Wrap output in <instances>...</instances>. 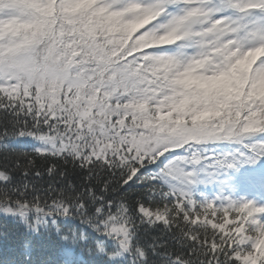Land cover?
Wrapping results in <instances>:
<instances>
[{
	"label": "snow or ice",
	"instance_id": "6c2138e0",
	"mask_svg": "<svg viewBox=\"0 0 264 264\" xmlns=\"http://www.w3.org/2000/svg\"><path fill=\"white\" fill-rule=\"evenodd\" d=\"M0 264H264V0H0Z\"/></svg>",
	"mask_w": 264,
	"mask_h": 264
}]
</instances>
